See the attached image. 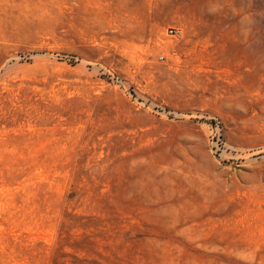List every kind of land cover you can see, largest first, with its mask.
Returning a JSON list of instances; mask_svg holds the SVG:
<instances>
[{
  "label": "rangeland",
  "instance_id": "1",
  "mask_svg": "<svg viewBox=\"0 0 264 264\" xmlns=\"http://www.w3.org/2000/svg\"><path fill=\"white\" fill-rule=\"evenodd\" d=\"M0 264H264V0H0Z\"/></svg>",
  "mask_w": 264,
  "mask_h": 264
},
{
  "label": "built area",
  "instance_id": "2",
  "mask_svg": "<svg viewBox=\"0 0 264 264\" xmlns=\"http://www.w3.org/2000/svg\"><path fill=\"white\" fill-rule=\"evenodd\" d=\"M170 32H171V33H176V32H178V30H175V29L171 28V29H170Z\"/></svg>",
  "mask_w": 264,
  "mask_h": 264
}]
</instances>
